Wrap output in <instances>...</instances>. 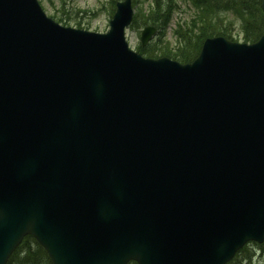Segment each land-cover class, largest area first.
I'll return each instance as SVG.
<instances>
[{
	"label": "water",
	"instance_id": "1",
	"mask_svg": "<svg viewBox=\"0 0 264 264\" xmlns=\"http://www.w3.org/2000/svg\"><path fill=\"white\" fill-rule=\"evenodd\" d=\"M131 19L0 0V264L25 234L53 264H224L263 240L264 36L181 64L130 50Z\"/></svg>",
	"mask_w": 264,
	"mask_h": 264
},
{
	"label": "trees",
	"instance_id": "2",
	"mask_svg": "<svg viewBox=\"0 0 264 264\" xmlns=\"http://www.w3.org/2000/svg\"><path fill=\"white\" fill-rule=\"evenodd\" d=\"M200 12V27L198 33L194 28L184 30L187 34H180L183 27L177 30L175 45L165 39H158L150 43L146 48L139 46L138 51L151 57L169 56L181 62L192 61L199 53L203 40L213 35H224L229 39H235L233 31L235 25L226 21L224 12L229 11L237 15L243 22V38L253 42L264 34V11L261 8V0H190ZM112 10L115 0H112ZM135 4V2H134ZM175 0H150L147 9L136 12L134 25L152 24L164 32L173 11L176 9ZM213 17V18H212ZM213 20L222 21L215 24ZM232 27V28H231ZM188 37L190 41H188ZM161 41H163L161 43ZM171 50L170 46H177ZM184 44V45H183ZM136 264L135 262H131ZM130 263V264H131ZM7 264H52L44 248L33 238L27 235L20 245L9 257Z\"/></svg>",
	"mask_w": 264,
	"mask_h": 264
},
{
	"label": "rangeland",
	"instance_id": "3",
	"mask_svg": "<svg viewBox=\"0 0 264 264\" xmlns=\"http://www.w3.org/2000/svg\"><path fill=\"white\" fill-rule=\"evenodd\" d=\"M42 5L45 12L51 17L62 20V23L71 26H80L82 28H87L92 31H106L109 28V20L111 18L112 11V0H38ZM183 4L179 11H175L174 15L178 22L180 20H188L193 14L192 6L188 0H179ZM135 6L134 11L140 12L143 8L148 7V0H134ZM179 6V7H180ZM197 11L196 15L193 16L191 22L184 24V27L179 32L180 34H187L184 30L194 28V31L198 33L200 27V12L195 6ZM220 16L226 20H222L225 25H228V22L232 23V26L235 25L233 35L237 40H243V28L242 20L235 15L233 12L226 11ZM213 18V17H212ZM215 24H219L222 21L213 20ZM135 26V25H134ZM138 26V27H137ZM135 27H130L126 31V37L131 45L135 48L136 44L140 42V33L144 25H137ZM232 28V27H231ZM173 27L171 26L170 34L166 30V33L160 31L157 35L152 38L151 42L158 39H172L171 44L175 45L177 42L176 39L171 37ZM170 37V38H169ZM188 41H190L188 37ZM163 41H161L162 43ZM184 45V44H183ZM177 46H170L171 50ZM173 51V50H172ZM246 251H241L237 257L230 264H264V250L261 245L256 243H249Z\"/></svg>",
	"mask_w": 264,
	"mask_h": 264
}]
</instances>
